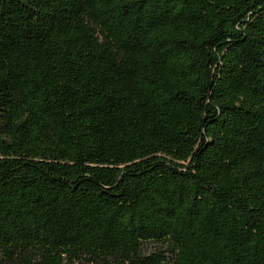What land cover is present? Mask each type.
Wrapping results in <instances>:
<instances>
[{"label":"trees","instance_id":"1","mask_svg":"<svg viewBox=\"0 0 264 264\" xmlns=\"http://www.w3.org/2000/svg\"><path fill=\"white\" fill-rule=\"evenodd\" d=\"M0 264H264V0H0Z\"/></svg>","mask_w":264,"mask_h":264},{"label":"rangeland","instance_id":"2","mask_svg":"<svg viewBox=\"0 0 264 264\" xmlns=\"http://www.w3.org/2000/svg\"><path fill=\"white\" fill-rule=\"evenodd\" d=\"M154 246H155V244H153V243L151 245H148L149 248L151 247L150 249L154 248Z\"/></svg>","mask_w":264,"mask_h":264}]
</instances>
